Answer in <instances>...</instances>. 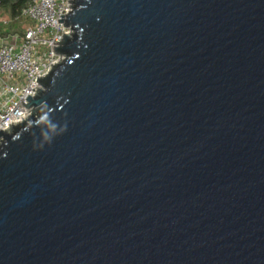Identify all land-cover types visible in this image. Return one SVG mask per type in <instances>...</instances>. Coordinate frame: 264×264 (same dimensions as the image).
Here are the masks:
<instances>
[{"label": "water", "instance_id": "water-1", "mask_svg": "<svg viewBox=\"0 0 264 264\" xmlns=\"http://www.w3.org/2000/svg\"><path fill=\"white\" fill-rule=\"evenodd\" d=\"M70 3L0 130V264H264V0Z\"/></svg>", "mask_w": 264, "mask_h": 264}, {"label": "built area", "instance_id": "built-area-1", "mask_svg": "<svg viewBox=\"0 0 264 264\" xmlns=\"http://www.w3.org/2000/svg\"><path fill=\"white\" fill-rule=\"evenodd\" d=\"M70 11V0H29L22 15L34 25L23 36H0V130L29 116L28 96L36 94L38 78L60 60L55 42L62 40L67 29L59 19Z\"/></svg>", "mask_w": 264, "mask_h": 264}, {"label": "trees", "instance_id": "trees-1", "mask_svg": "<svg viewBox=\"0 0 264 264\" xmlns=\"http://www.w3.org/2000/svg\"><path fill=\"white\" fill-rule=\"evenodd\" d=\"M28 2L29 0H0V8L7 10V12L11 16V21H12V24L9 25L8 29L3 31H1L0 29L1 37H8L13 34H19L20 36L24 35L26 29L23 31L17 24L20 22L19 19L23 16L22 10L28 4ZM26 18L30 20L28 17ZM30 22H32V20H30ZM33 25L34 24L32 22L31 26ZM12 27H14V30L10 29Z\"/></svg>", "mask_w": 264, "mask_h": 264}, {"label": "rangeland", "instance_id": "rangeland-1", "mask_svg": "<svg viewBox=\"0 0 264 264\" xmlns=\"http://www.w3.org/2000/svg\"><path fill=\"white\" fill-rule=\"evenodd\" d=\"M20 22L17 24L23 31L32 25V22L26 17H21ZM12 24L11 16L7 10L0 8V29L1 31L8 29L9 25ZM14 30V27L10 28ZM11 36V35H10Z\"/></svg>", "mask_w": 264, "mask_h": 264}]
</instances>
